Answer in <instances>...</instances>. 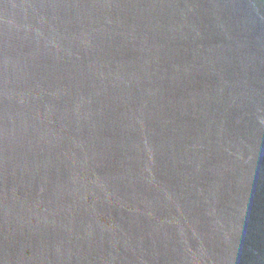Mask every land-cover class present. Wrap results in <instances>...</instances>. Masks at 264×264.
<instances>
[{"label":"water","instance_id":"water-1","mask_svg":"<svg viewBox=\"0 0 264 264\" xmlns=\"http://www.w3.org/2000/svg\"><path fill=\"white\" fill-rule=\"evenodd\" d=\"M0 264H264V0H0Z\"/></svg>","mask_w":264,"mask_h":264}]
</instances>
